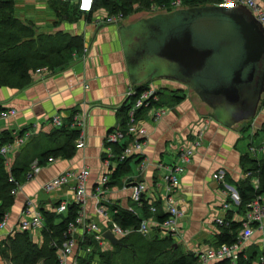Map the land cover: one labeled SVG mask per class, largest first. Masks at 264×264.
Listing matches in <instances>:
<instances>
[{"label":"crops","instance_id":"1","mask_svg":"<svg viewBox=\"0 0 264 264\" xmlns=\"http://www.w3.org/2000/svg\"><path fill=\"white\" fill-rule=\"evenodd\" d=\"M40 1L15 0L16 12L17 7L25 9L24 12L16 13L17 18L23 22L27 20L32 23H46L51 20L53 23L54 10L48 0L43 1L50 7L51 17L43 20L37 14V7H44ZM215 1L208 4H215ZM180 7L183 6L171 10ZM171 10L159 9L157 12H146L145 16ZM83 14L86 15L85 20L66 22L61 28L71 33V36L78 34L83 47L88 49L85 60H74L72 56V60L64 68L44 77H36L25 87H0V107L15 110L14 114L0 118V141L3 131L14 137L22 135L25 131L29 132L28 139L8 155L5 163L8 171L13 167H25L28 172L32 161L40 158L44 151L53 149L63 142V134L59 136L51 134L59 129L51 122L54 113L60 112L69 129H75L70 126L75 113L85 117L84 144L77 145L75 142L71 157L50 156L54 158L52 161L43 158V163L32 178L28 179L24 175V180L14 195L13 204L8 209L7 223L0 229V242L5 235L20 231L18 224L22 220H30L34 210L52 211L60 200L71 201L74 195L71 182L49 194L44 192L43 185L60 173L83 167L89 170L85 214L96 221L102 229H105L106 219L98 213L100 204L92 193L103 175H108L110 181L102 202L108 200L110 206L127 211L133 210L138 217H145L148 212L132 201L128 184L144 182L145 200L148 203H158L163 194L161 181L163 165L173 162L176 159L177 147L192 139L194 133L203 128L201 144L182 173L180 185L174 193L184 208V214L180 221V235L173 240V244L183 254L216 245L218 235L224 227L229 226L215 224L214 219L224 214L221 204L226 195L221 185L211 175L217 169L223 168L226 170V182L236 186L244 179V173L250 167L249 164L242 165V157H249L257 162L264 160V95L255 117L247 121L244 127L241 124L224 126L214 118L212 112H207L203 105L186 94L183 87L191 88L181 82L148 79L141 84H132L128 77L118 31L120 25L128 23L97 24L98 19L108 15L103 7H94L92 12ZM161 80L176 84L175 89H169L174 91L169 95L167 93L169 90L159 94L160 101L157 106L164 108L165 112L156 121L152 120L150 112L140 113V125L147 131L146 137L142 138L144 142L142 154L129 157L127 169L117 178H113V172L119 163L116 165L113 162L111 167L104 165V137L122 116L125 92L128 86L137 87L149 81L160 90H167V86L159 85ZM173 95L180 99L174 100ZM130 140L127 137L122 144H127ZM122 144L115 145L114 150L120 151ZM116 146L119 148L116 149ZM250 146L260 147L261 150L252 153L249 150ZM243 212L244 208L239 207L225 214L227 218L234 217L238 222ZM64 215H58L61 217L56 220L59 221ZM112 218L113 214L110 216V219ZM42 227L28 230L31 239L37 244L43 241ZM263 235L264 227L256 230L251 239L245 242L244 246L250 260L257 259L262 253ZM154 236L160 239L171 237L162 232H156ZM111 247L112 245L107 243L103 249L108 250ZM99 249L102 250L100 247ZM56 253L59 255L58 251ZM68 260L70 256L66 262ZM220 262L222 261L215 264Z\"/></svg>","mask_w":264,"mask_h":264},{"label":"built area","instance_id":"2","mask_svg":"<svg viewBox=\"0 0 264 264\" xmlns=\"http://www.w3.org/2000/svg\"><path fill=\"white\" fill-rule=\"evenodd\" d=\"M61 2L74 4L79 11L91 12L94 8L95 0H88V6L85 7V0H60ZM181 0H173L171 7L176 8L181 5ZM215 4L232 6V5H244L246 6L254 17L261 22L264 26V0H216ZM154 7V6H153ZM156 7V6H155ZM157 9H165L158 8ZM121 13L107 15L103 19H98L97 24L100 22L107 23H119L123 19ZM87 47H83L82 53H73V59L85 60ZM36 74L40 77L47 76L51 73L48 67H39L36 69ZM142 89L137 87L128 86L125 92V100L123 107L125 109L126 119L124 123L118 120L113 128L107 132L104 137V158L103 163L107 167H111V163L115 162L116 165L125 161L129 157L142 154L143 140L146 137V129L140 125L139 115L141 112H150L152 120H158L165 109L158 107L157 104L160 101L158 91H162L152 83H145ZM264 106V103H263ZM15 113L13 109H2L0 107V118H6L9 115ZM70 126L75 129H79V134L75 140L77 145H83L85 140L84 127L85 117L80 113H75L71 119ZM51 122L57 128H60L64 124V118L60 112L54 113L51 116ZM203 134V128H200L194 133L192 139L182 143L177 147L176 159L164 167V173L161 176L163 194L158 200V203H148L144 198L145 184L144 182H130L128 184L131 190L132 201L140 207H143L144 202L148 204V215L142 217L136 228H122L118 225L114 219H110L113 210L110 206V201L103 200L104 193L107 189V185L110 181L108 175H103L94 187V193L92 196L100 204L98 207V213L106 219L105 229H102L98 223L90 219L85 214V204L87 201L86 193V181L89 176V170L83 167L78 170H67L59 175L53 177L43 185V190L46 193H51L62 186L72 183L73 199L71 201L60 200L53 208L51 212L57 215L65 214L70 204L78 206L77 214L73 221L69 222L67 229L64 233V241L61 247H58V263L57 264H79V259L82 257L81 252H90L92 247L87 245L85 248L79 245V242H83L87 236L98 244L103 249L104 244L109 243L106 238L103 237V233L106 230H110L117 238L122 239L130 233L137 232L143 236L150 237L156 232H162L165 235L171 236L174 240L180 235V221L184 214V208L180 204V200L177 199L174 193L178 190L180 185V177L186 166L191 162V159L196 149L201 144ZM29 137V132L25 131L22 135L15 137L13 141L0 144V156L5 158L7 163L8 155L13 153L19 146H21ZM130 138V142L122 144L126 138ZM122 144L120 151H115L114 146ZM250 152L256 153L261 149L260 147L250 146ZM54 158L49 157L48 161H52ZM41 164L38 159H35L31 163V169L26 173V178L30 179L39 170ZM251 175V171L244 173V179ZM212 178L221 185L223 192L226 195V199L221 204V209L224 214L217 216L214 221L218 226H229L234 220V217H226V212L232 209H238L241 204V197L234 187L226 182V170L219 168L212 173ZM251 183L254 189L259 188V179L257 176L251 177ZM8 181L13 184L11 193L16 194L21 186V182L9 176ZM235 207V208H234ZM135 214L133 210H130ZM116 212V209L114 210ZM162 214L163 218L158 219L157 215ZM7 214L0 221V229H2L7 223ZM241 227L237 233L236 240L232 243L222 242L214 246H208L205 249H195L191 252L195 256L194 264H215L218 261H228L229 264H239L240 258L248 260V254L246 253L245 242L249 241L256 230L263 229L264 227V196L257 195L250 200L246 205L242 216L239 219ZM44 224L42 212L40 210H34L30 220H22L18 227L20 231L30 230L37 227H42ZM80 236V240H78ZM262 244L264 245V235L262 236ZM110 244V243H109ZM111 245V244H110ZM71 255L72 259H67V254ZM80 255V257H79ZM248 264H264V246L262 253L257 259H252Z\"/></svg>","mask_w":264,"mask_h":264},{"label":"trees","instance_id":"3","mask_svg":"<svg viewBox=\"0 0 264 264\" xmlns=\"http://www.w3.org/2000/svg\"><path fill=\"white\" fill-rule=\"evenodd\" d=\"M173 0H95L94 7H103L108 15L121 13L123 17L138 9H150L153 6L171 10ZM213 0H181L182 6L205 5ZM50 7L55 12H61L65 16L66 5L72 7L68 10L83 13L79 11L74 4L61 3L60 0H48ZM136 6V7H135ZM94 9V8H93ZM92 12V11H91ZM15 0H0V87L8 86L13 88H22L30 82L28 70L30 68L46 66L53 70L56 66L63 68L72 60L74 52H80L83 48V42L76 36H69L67 33H56L51 35L39 34L34 38V31L31 25L28 26L15 16ZM90 13V12H89ZM67 17L69 15H66ZM69 18V17H68ZM32 66V67H30ZM145 85L138 86L140 90ZM158 91V94H164ZM174 100L180 97L173 95ZM125 109H122L120 121L124 123ZM60 132V133H58ZM51 134L64 136L63 142L53 149L44 151L38 161L43 163V158L64 157L69 158L74 153L75 140L79 134L77 129H69L65 123L58 130ZM14 136L9 132L3 131L0 144L13 141ZM115 147V146H114ZM119 147L116 146V149ZM127 159L119 163L113 172V178H117L123 173L126 167ZM249 164L247 171L251 175L243 179L238 185H234L241 197L240 208L245 209V205L257 195L264 196V160L257 162L249 157H242V165ZM27 169L25 167H13L9 171L5 168V158L0 156V221L7 214L9 207L13 204L14 195L11 193L13 184L8 181L10 175L22 182ZM257 176L259 179V188L254 189L251 183V177ZM226 178V177H225ZM4 180V181H3ZM113 210V219L122 228H136L140 222V217L131 211L118 209L111 206ZM143 210L148 212V204L144 202ZM116 209V212L114 210ZM78 206L70 204L65 215L57 221L58 215L51 211L42 210L44 220L41 234L43 241L40 245L35 243L28 230L17 231L14 235L8 237V241L0 242V247L4 243L5 249H1L2 256L5 250H8L14 263L17 264H57V249L61 247L64 241V233L69 222L73 221L77 214ZM158 219L163 215L158 214ZM241 227V222L232 221L229 227H224L218 235L217 244L222 242L232 243L236 240L237 233ZM136 234L140 235L135 236ZM173 238H157L156 236L146 237L140 233L133 232L123 237L121 241L124 246L112 245L108 250H101L92 237L87 236L84 240L85 248L87 245L92 247L87 255L79 259V264H194L195 256L192 252L181 253L173 244ZM122 253V254H121ZM248 260L240 258L239 264H248ZM219 264H229L228 261H222Z\"/></svg>","mask_w":264,"mask_h":264},{"label":"water","instance_id":"4","mask_svg":"<svg viewBox=\"0 0 264 264\" xmlns=\"http://www.w3.org/2000/svg\"><path fill=\"white\" fill-rule=\"evenodd\" d=\"M118 31L132 84L181 82L227 127H244L255 117L264 95V26L246 6L180 7ZM103 237L125 245L110 230Z\"/></svg>","mask_w":264,"mask_h":264},{"label":"rangeland","instance_id":"5","mask_svg":"<svg viewBox=\"0 0 264 264\" xmlns=\"http://www.w3.org/2000/svg\"><path fill=\"white\" fill-rule=\"evenodd\" d=\"M46 1H43L41 0L40 3L41 5H44V7H37V14L40 16V19H49L51 17V9L50 7L45 4ZM61 2V1H60ZM61 3H66V2H61ZM72 4V3H71ZM50 5V4H49ZM70 4L66 5V15H69L68 17L65 15V16H62L61 15V12L65 11V10H61L60 12H54V16H53V19H55L52 23V21H48L46 23H32L30 21H24V23L28 26L31 25V29L34 31V38H37L39 36V34H42V35H51V34H56V33H67L69 36H71L72 34L69 33L68 31L64 30L63 28H61L64 23L66 22H69V23H73V22H79L81 20H85L86 19V15L83 14V13H79V12H73V11H70L68 9L72 8V7H69ZM136 7V6H135ZM185 7V6H183ZM17 12L16 13H20V12H24L25 9H20V8H16ZM27 10V9H26ZM159 11V9H157L155 6L150 8V9H138V10H135L133 11L132 13L128 14L126 17H124L119 23L121 22H126V23H129L131 21H134L135 19H137L138 17H141V16H145L147 15L148 12H157ZM147 12V13H146ZM16 13H15V16H16ZM35 20V18L33 19V21ZM23 22V21H22ZM74 36L78 37L80 39V37L77 35L74 34ZM75 53V52H74ZM79 53H82V50L79 52ZM73 56V55H72ZM32 67V66H30ZM42 67H46V66H42ZM39 68V67H36V68H30L28 70V73H29V77H30V82L34 81L36 77H40L39 75L36 74V69ZM63 67L62 66H56L55 65V68L53 70L50 69L51 73L54 72V71H57L59 69H62ZM49 69V68H48ZM150 83V81L148 82ZM152 83V82H151ZM159 85L161 86H167L166 89L167 90H164V91H168L170 88L172 89H175V86L176 84L174 82H171V81H167V80H161L159 82ZM181 87V86H180ZM185 87V86H184ZM183 89L186 91V94H188L190 97L194 98L198 103H200L201 105H203L206 109L207 112H211L210 109L204 104L202 103L199 98L195 95L194 92H192L191 89H188L187 87H185ZM182 88V87H181ZM178 89V88H176ZM179 90V89H178ZM174 91H171L169 90L167 93L168 95L170 93H172ZM4 181V180H3ZM61 215H64V214H61ZM61 216H58V219L60 218ZM11 235H14V233L10 234V235H5L4 239L2 240L4 242V240L8 241V237L11 236ZM135 236H139L138 234H136ZM43 239V238H42ZM78 240H80V236H78L77 238ZM1 241V242H2ZM37 241V240H36ZM39 241V240H38ZM108 241V240H107ZM35 242V241H34ZM40 242V241H39ZM38 242V244H40ZM36 243V242H35ZM79 245H82L84 246L83 242H79ZM98 245V244H97ZM107 244L105 243L103 247H106ZM1 249H5L4 247V243H2L1 247H0V264H17V263H14L13 262V259L11 258V255L9 253L8 250H5V255L6 256H2L1 254ZM183 249V248H182ZM102 250H105L102 249ZM122 254V253H121ZM81 256H84V255H87V252H81L80 254ZM79 255V257H80ZM59 256V255H57ZM70 256V260L72 259L70 253L67 254V257ZM73 260V259H72ZM37 264H42V261H40L39 263Z\"/></svg>","mask_w":264,"mask_h":264},{"label":"snow or ice","instance_id":"6","mask_svg":"<svg viewBox=\"0 0 264 264\" xmlns=\"http://www.w3.org/2000/svg\"><path fill=\"white\" fill-rule=\"evenodd\" d=\"M85 7L88 6V0H85V4H84Z\"/></svg>","mask_w":264,"mask_h":264}]
</instances>
